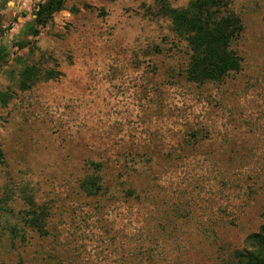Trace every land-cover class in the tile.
<instances>
[{
    "label": "rangeland",
    "instance_id": "1",
    "mask_svg": "<svg viewBox=\"0 0 264 264\" xmlns=\"http://www.w3.org/2000/svg\"><path fill=\"white\" fill-rule=\"evenodd\" d=\"M44 1L0 0V264L231 260L264 224V0H229L240 70L201 86L164 12L191 0H66L29 36Z\"/></svg>",
    "mask_w": 264,
    "mask_h": 264
},
{
    "label": "trees",
    "instance_id": "2",
    "mask_svg": "<svg viewBox=\"0 0 264 264\" xmlns=\"http://www.w3.org/2000/svg\"><path fill=\"white\" fill-rule=\"evenodd\" d=\"M65 1L45 0L38 4L32 23L26 25L22 32L37 37L39 29L44 28L53 15L63 9ZM164 12L171 22L173 33L189 49L186 81L197 86L219 83L229 74L240 70L241 60L232 45L241 36L243 25L239 16L230 8L229 0H191L185 8L165 7ZM18 47L22 48V45ZM6 51L2 46L0 62L7 56ZM18 77L19 88L25 91L35 83L37 72L32 67H26ZM102 185L99 179L82 182L80 187L88 195H95L101 191ZM26 200L27 209L22 215L25 226L44 235L47 211L38 207L31 198ZM221 264H264V224L256 233L247 237L244 249L235 251L231 260Z\"/></svg>",
    "mask_w": 264,
    "mask_h": 264
}]
</instances>
